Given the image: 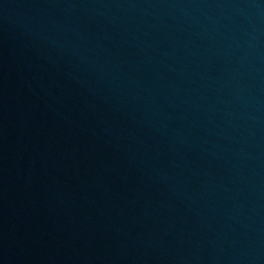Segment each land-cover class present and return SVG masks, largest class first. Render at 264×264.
<instances>
[{
	"label": "water",
	"instance_id": "water-1",
	"mask_svg": "<svg viewBox=\"0 0 264 264\" xmlns=\"http://www.w3.org/2000/svg\"><path fill=\"white\" fill-rule=\"evenodd\" d=\"M0 193L39 264H264V0H0Z\"/></svg>",
	"mask_w": 264,
	"mask_h": 264
}]
</instances>
